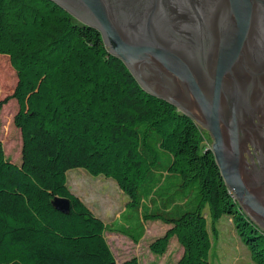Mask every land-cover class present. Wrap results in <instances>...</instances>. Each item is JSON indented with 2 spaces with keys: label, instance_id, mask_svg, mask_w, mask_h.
I'll list each match as a JSON object with an SVG mask.
<instances>
[{
  "label": "trees",
  "instance_id": "16d2710c",
  "mask_svg": "<svg viewBox=\"0 0 264 264\" xmlns=\"http://www.w3.org/2000/svg\"><path fill=\"white\" fill-rule=\"evenodd\" d=\"M0 55L17 74L2 99L0 80V108L17 100L22 135L20 162L0 139V264H142L119 262L106 231L138 242L148 220L171 226L152 243L155 253L176 235L178 264H214L212 231L224 216L264 264V231L229 191L209 133L144 90L98 29L54 0H0ZM76 167L115 179L140 210L142 231L109 226L72 191L67 172ZM56 195L69 198L68 213L53 206Z\"/></svg>",
  "mask_w": 264,
  "mask_h": 264
},
{
  "label": "water",
  "instance_id": "95a60500",
  "mask_svg": "<svg viewBox=\"0 0 264 264\" xmlns=\"http://www.w3.org/2000/svg\"><path fill=\"white\" fill-rule=\"evenodd\" d=\"M54 1L209 133L229 191L264 231V0ZM52 204L70 211L65 196Z\"/></svg>",
  "mask_w": 264,
  "mask_h": 264
},
{
  "label": "rangeland",
  "instance_id": "374dc122",
  "mask_svg": "<svg viewBox=\"0 0 264 264\" xmlns=\"http://www.w3.org/2000/svg\"><path fill=\"white\" fill-rule=\"evenodd\" d=\"M0 80L3 83L1 99L11 95L17 82V74L6 55H0ZM19 109L16 99L11 98L0 108V139H2L6 155L16 162H20L22 150V135L14 124V116ZM209 139L208 134H205ZM68 184L77 191L81 198L101 215L110 226H117L119 222L129 223L134 233L142 231L140 224V210L135 204L130 205L129 196L119 187L117 181L104 175H93L85 168L76 167L67 172ZM151 186L148 182L141 187L144 193ZM141 203L139 204V206ZM239 207V206H238ZM155 210H157L155 208ZM142 219V218H141ZM145 234L140 241L130 236L107 229L106 237L119 261L137 257L142 264H178L184 249L178 237L173 236L164 253H155L151 245L166 234L171 227L162 220H148ZM214 264H257L253 261L250 248L243 241L231 217L224 216L212 231Z\"/></svg>",
  "mask_w": 264,
  "mask_h": 264
},
{
  "label": "crops",
  "instance_id": "0c3cea01",
  "mask_svg": "<svg viewBox=\"0 0 264 264\" xmlns=\"http://www.w3.org/2000/svg\"><path fill=\"white\" fill-rule=\"evenodd\" d=\"M70 188L72 189V191H74L77 195H79L80 197H81V195L77 192V191H75L71 186H70ZM101 218H103L101 215H99ZM104 219V218H103ZM118 260V259H117ZM119 261V260H118ZM119 262H121V261H119Z\"/></svg>",
  "mask_w": 264,
  "mask_h": 264
},
{
  "label": "flooded vegetation",
  "instance_id": "af4514ba",
  "mask_svg": "<svg viewBox=\"0 0 264 264\" xmlns=\"http://www.w3.org/2000/svg\"><path fill=\"white\" fill-rule=\"evenodd\" d=\"M251 149H252V153H253V147H251ZM257 152L260 153L259 150ZM255 160H256V162H258V159L257 158Z\"/></svg>",
  "mask_w": 264,
  "mask_h": 264
}]
</instances>
